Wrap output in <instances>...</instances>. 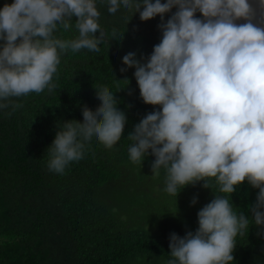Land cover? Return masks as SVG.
<instances>
[{"label":"clouds","instance_id":"1","mask_svg":"<svg viewBox=\"0 0 264 264\" xmlns=\"http://www.w3.org/2000/svg\"><path fill=\"white\" fill-rule=\"evenodd\" d=\"M97 4L108 17L142 4L141 20L160 14L161 21L177 6L158 25L162 39L147 63L133 52L122 57L124 65L135 66L143 101L161 105L128 134L129 159L141 162L151 149L152 170L165 169L169 194L201 179L209 187L205 177H214L222 193H232L245 179L259 189L252 220L237 213L228 196L215 195L197 212L195 233L170 235L166 264H229L237 234L250 222L264 225V211L258 210L264 209V28L247 20L248 0H11L0 6V109L9 97L51 91L65 51L86 49L95 57L106 35L121 39L116 31L100 32ZM197 10L203 21L194 16ZM237 18L247 22L236 24ZM73 26L74 37L55 35L58 27ZM97 93L101 108L95 115L85 110L82 124L59 123L47 148V168L59 176L85 159L93 141L111 148L121 137L124 112L112 91Z\"/></svg>","mask_w":264,"mask_h":264},{"label":"trees","instance_id":"2","mask_svg":"<svg viewBox=\"0 0 264 264\" xmlns=\"http://www.w3.org/2000/svg\"><path fill=\"white\" fill-rule=\"evenodd\" d=\"M6 2L11 0H0V6ZM97 7L100 32L116 31L121 39L109 41L106 35L95 57L86 49L65 51L51 91L9 97L0 109V264H166L170 235L195 233L197 212L215 195L228 196L237 213L253 219L259 189L247 179L230 194L219 191L214 177L204 178L209 187L201 179L169 194L165 169L152 170L151 149L141 162L129 159L133 141L128 134L161 105L143 101L135 66L124 65L122 57L133 52L147 63L162 39L158 25L177 6L163 14V21L160 14L141 20L142 4L114 17ZM194 16L205 19L199 10ZM55 35L72 38L76 29L58 27ZM101 89L113 92L126 116L121 137L111 148L93 141L85 159L59 176L47 168V148L58 125L65 120L82 124L85 110L95 115ZM232 255L229 264H264V225L250 222L238 233Z\"/></svg>","mask_w":264,"mask_h":264},{"label":"water","instance_id":"3","mask_svg":"<svg viewBox=\"0 0 264 264\" xmlns=\"http://www.w3.org/2000/svg\"><path fill=\"white\" fill-rule=\"evenodd\" d=\"M251 8L250 16L247 20H250L254 25L264 28V6H261L259 0H248ZM246 18H237L234 20L236 24H242L247 22Z\"/></svg>","mask_w":264,"mask_h":264}]
</instances>
